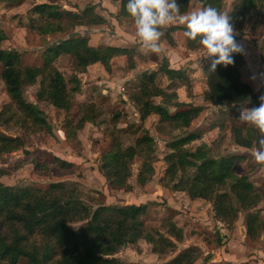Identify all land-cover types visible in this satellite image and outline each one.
Wrapping results in <instances>:
<instances>
[{
  "label": "trees",
  "instance_id": "trees-1",
  "mask_svg": "<svg viewBox=\"0 0 264 264\" xmlns=\"http://www.w3.org/2000/svg\"><path fill=\"white\" fill-rule=\"evenodd\" d=\"M118 3V17L131 18L127 15L126 0H111ZM203 4L223 10L224 0H198ZM181 13H186L190 0H177ZM264 9V0H237L228 14L232 26L241 30L252 22L251 33L255 30L257 18ZM31 13L39 16V24H34L37 34H63L76 26H95L104 24L105 19L87 5L79 12L62 10L56 4L40 3L31 8ZM260 13V14H259ZM180 25L164 26L160 38L169 45H174L172 34L182 30ZM4 34L0 30V42ZM187 49L198 45L186 42ZM67 54L73 69L84 72L88 66L99 63L106 72L111 71V60L125 57L126 66L134 68L135 58L140 52L135 46L91 45L87 38L71 36L68 39L47 46L42 52L41 65L23 64L21 56L13 50L0 48V82L7 101L0 109V123H12L21 127L28 134L40 130L50 131L44 114L34 104L25 101L22 91L25 87L38 82L36 97L47 102L59 112L66 114L64 119L65 136L75 139L76 134L86 123L94 124L106 112L92 100L79 104L77 112L69 117L74 94L78 91L76 76L74 85L68 87L53 61L60 55ZM242 58L234 54L231 65H217L212 72L210 61L201 66L206 89L203 101H214L222 105L242 107L246 104L258 106L259 99L249 84L241 80L239 66ZM171 73L169 76H178ZM156 71L139 75L129 86V99L139 113V124H129L123 129L124 134L132 135V142L123 145L119 141L116 120L119 113L110 115L112 129L111 145L100 156L99 170L106 183L123 190H130L128 179L135 159L140 160L136 181L143 187L154 175V139L142 122L149 115H156L158 122L187 127L202 111L201 106L173 103L177 109L169 112L165 104L176 100L175 93H168L156 83ZM181 77V74L180 76ZM183 79V78H182ZM160 97V104L153 99ZM246 134H243V131ZM250 129L244 125L230 128L234 143L249 149L255 146L258 136L251 138ZM122 132V133H123ZM199 136L190 132L182 137L167 142L170 150L164 156L166 167L164 176L174 191L184 192L189 199H202L211 203L214 220L231 223L237 219L240 210L245 211V231L247 238L256 240L259 234L264 236V220L253 209L264 199L258 187H255L246 174L234 172L237 162L244 159L242 154L209 155L208 146L201 144L194 150L186 145ZM24 141L19 136H9L0 132V155L21 150ZM53 163L60 168L70 167V163L54 158ZM34 173L46 172L49 165L43 161H32ZM5 174L0 168V178ZM146 205L98 206L91 209L80 197L76 185L65 182L48 184L45 188L31 185L8 186L0 181V261L3 264H17L25 259L27 264H129L123 263L113 255L127 244L143 240L152 246V253L167 254L177 248L183 239V231L171 218H166L163 226L167 236L152 232L142 220ZM76 224V226H72ZM198 253L192 248L181 250L173 258L161 264H194ZM139 264V263H135Z\"/></svg>",
  "mask_w": 264,
  "mask_h": 264
},
{
  "label": "rangeland",
  "instance_id": "rangeland-1",
  "mask_svg": "<svg viewBox=\"0 0 264 264\" xmlns=\"http://www.w3.org/2000/svg\"><path fill=\"white\" fill-rule=\"evenodd\" d=\"M235 2L237 0H224L222 12H230ZM40 3L56 4L62 10L76 13L90 5L105 22L95 26H76L63 34L41 36L35 32L33 26L37 21L36 24H39V16L30 12L34 5ZM197 8H200L198 0H190L187 12ZM117 13L118 3L111 0H0V30L4 34L0 48L5 51H16L21 56L23 64L40 66L42 52L47 46L71 36L85 37L91 45L135 46L138 51H143V54L140 53L135 58L132 69L126 66L125 57L113 58L109 73L99 63L88 66L82 73H77L67 54L58 56L53 65L63 75L68 87L74 85L73 77L76 76L78 82V91L74 94L68 116L71 117L77 112L81 102L90 100L106 112L96 123H86L72 140L67 138L64 132L66 114L59 112L47 102L37 100L38 82L25 87L22 91L23 98L42 111L51 129L28 134L11 122L0 123V132L9 136H19L24 141L21 150L0 155V168L5 171L0 181L8 186L31 185L39 188H45L50 183L65 182L76 185L81 201L91 209L101 205L144 204L147 207L142 220L152 232L157 231L167 236V228L163 226L166 218L173 219L182 229L183 239L174 251L163 255L155 254L152 253L151 245L139 240L135 244L121 247L113 255L123 263L161 264L176 256L181 250L192 248L199 255L194 264H264V236L260 233L256 240L247 238L244 225L245 211L240 210L237 219L231 223L214 220L209 201L189 199L184 192L172 190L171 184L164 176L166 167L164 156L170 152L167 142L193 132L199 138L186 145L187 149L194 150L204 144L209 147L211 156L235 153L244 155V159L236 163L234 172L238 175L246 174L248 180L264 193V162H257L254 159L253 146L249 149L241 147L242 149L238 150L230 132L231 127L244 125L246 129H250L251 138H254L258 134L257 130L238 121L239 112L232 110L231 114L226 116L225 112L218 108V105L219 107L225 105L214 101H202L204 77L199 70V64L191 63L182 30L172 34L174 39L172 46L159 38V51L153 53L140 46L132 21L118 17ZM260 13L261 26L256 35L250 33L252 22L237 30L238 33L240 35L246 33L252 41L259 40L264 34V9ZM176 24L183 27L179 22ZM257 26L258 18L255 29ZM198 48L199 46L195 49ZM261 49L264 57V44ZM152 71H156V83L161 88L168 93L176 94V100H170L165 104L169 112L177 109L173 103L201 106L202 111L187 127L158 122L156 115H149L142 122V126L154 139V175L143 187L139 186L136 178L140 160L135 159L128 179L130 190L109 186L99 170V160L101 154L109 150L112 143L110 115L120 114L116 120V127L120 129L117 136L123 145L130 144L132 135L124 134L123 129L132 123L139 124L140 119L136 106L129 99L128 89L139 75ZM171 73H177L178 76L181 74V77L169 76ZM7 100L0 82V109ZM161 101L160 97L153 99L156 104H160ZM200 103L202 105H199ZM208 104H211V107ZM243 134H246L245 130ZM54 158L71 165L57 167L53 163ZM32 161L45 162L49 165L48 171L34 173ZM253 211L264 220V199ZM17 264L27 262L20 259Z\"/></svg>",
  "mask_w": 264,
  "mask_h": 264
},
{
  "label": "clouds",
  "instance_id": "clouds-1",
  "mask_svg": "<svg viewBox=\"0 0 264 264\" xmlns=\"http://www.w3.org/2000/svg\"><path fill=\"white\" fill-rule=\"evenodd\" d=\"M124 7L140 46L153 53L159 51L161 29L177 22L183 25L185 41L197 44L202 57L210 59L208 70L212 72L217 65H231L234 54L243 52L233 34L230 17L210 4L187 13L180 12L177 0H126ZM258 99V106L239 110L238 121L257 130L252 155L257 162H264V92Z\"/></svg>",
  "mask_w": 264,
  "mask_h": 264
},
{
  "label": "crops",
  "instance_id": "crops-1",
  "mask_svg": "<svg viewBox=\"0 0 264 264\" xmlns=\"http://www.w3.org/2000/svg\"><path fill=\"white\" fill-rule=\"evenodd\" d=\"M228 14H229V11L227 12V15ZM261 18H262V16L260 15L258 17V26L255 29V31L253 32L254 35L257 34L256 32L258 31L259 27L261 26V21H260ZM263 22H262V24H263ZM171 25H177V24L174 23V24H170L167 26H171ZM174 33H176V32H174ZM253 33H251V35ZM233 34H234L237 42H239L243 46V52L239 53L241 55V58H242V64L239 66V72H240L241 80L244 81L245 83L249 84L250 87L252 88V90L255 91L259 97L260 94L262 92H264V57L262 55L263 53H262V49H261V46L264 44V34L257 41H252L250 38H248L246 36V33H243L244 35L243 34L240 35V33H238L237 29H235L234 27H233ZM139 52L141 54H143L142 53L143 51H139ZM187 52H188V55L190 56V58L192 60L191 63L196 62L199 64V70L200 71H201V66L204 63H206L207 61H210L209 58L202 57V53L198 49H194V50H188L187 49ZM201 74H202V72H201ZM202 86H203V90H205L206 85H205V79L204 78L202 81ZM205 102H207V101H205ZM212 103H214V102H212ZM211 104H208V106L211 107ZM199 105H202V103H200ZM244 107L245 108H251L253 106L246 104L242 107L233 106V105L231 107H226V106L219 107V105H218V108H220L222 110V112H225L224 114L226 116H229L231 114L232 110L239 112V110L243 109ZM209 109H211V108H209ZM205 112H207V111L205 110ZM237 116H239V113ZM204 120L206 121L207 118ZM237 147H238V150L242 149L241 147L239 148V146H237ZM254 186L256 187V185H254Z\"/></svg>",
  "mask_w": 264,
  "mask_h": 264
}]
</instances>
